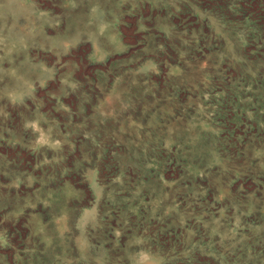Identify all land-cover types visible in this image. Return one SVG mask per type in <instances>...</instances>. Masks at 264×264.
Instances as JSON below:
<instances>
[{"label":"rangeland","instance_id":"obj_1","mask_svg":"<svg viewBox=\"0 0 264 264\" xmlns=\"http://www.w3.org/2000/svg\"><path fill=\"white\" fill-rule=\"evenodd\" d=\"M250 4L0 0V264H264Z\"/></svg>","mask_w":264,"mask_h":264},{"label":"trees","instance_id":"obj_2","mask_svg":"<svg viewBox=\"0 0 264 264\" xmlns=\"http://www.w3.org/2000/svg\"><path fill=\"white\" fill-rule=\"evenodd\" d=\"M249 1H251L250 6L255 9V15L258 16L260 21L264 22V1L263 0H249Z\"/></svg>","mask_w":264,"mask_h":264}]
</instances>
